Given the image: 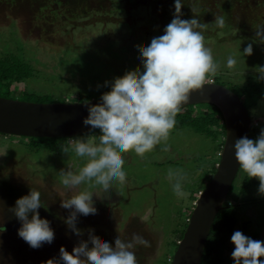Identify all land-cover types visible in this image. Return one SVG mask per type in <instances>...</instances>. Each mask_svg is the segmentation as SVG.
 Wrapping results in <instances>:
<instances>
[{"label": "rangeland", "instance_id": "374dc122", "mask_svg": "<svg viewBox=\"0 0 264 264\" xmlns=\"http://www.w3.org/2000/svg\"><path fill=\"white\" fill-rule=\"evenodd\" d=\"M41 1L0 0V56L16 54L34 68L33 76L13 85L14 95L25 89L50 92L72 101L88 94L94 95L90 99L108 95L97 89L114 85L141 69L136 49L147 46L154 36L162 35L173 18V15L159 17L158 8L168 10L174 0H140L134 4L130 0H110L103 7L91 3L85 9L76 7L77 14L72 13L67 3L56 5L46 0L47 3L42 4ZM211 1L206 0V8L199 18L201 23L209 24L203 34L219 64L210 80L242 92L245 83L255 80L256 66L264 65V43H253L250 56L240 54V49L255 37L256 30L246 31L248 26L252 28L255 21H259L258 27L264 26V0L241 3L235 0L233 5L228 0V3L219 0V6ZM240 6L243 9H239ZM215 16L224 17L223 29L213 27ZM240 16H247L242 23ZM192 17L183 14L184 19ZM240 24H246V29ZM229 55H234L238 61L232 69L226 67ZM262 90L264 92V84ZM250 112L258 121L260 131L264 126V94L251 106ZM77 136L93 138L97 146L101 138L95 131L74 137ZM66 138L61 140L62 147L68 142ZM164 143L167 151L158 145L143 158L134 152L123 154L130 183L114 188L103 199L93 193L99 215L87 220L78 217L84 243H88L93 234L101 241L112 243L119 235L127 240L133 233L140 234L150 241V246H138L134 250L137 264H164L162 260L171 254L172 241L179 239L178 229H182L191 216L192 205L196 203L192 196L197 189L201 192L197 188L201 176L210 174L220 156L217 141L186 126L171 130ZM84 162V158L72 152L37 149L27 136L0 133V226L8 225L10 229L9 233H0V264H44L50 258L59 257L61 245L70 255L79 247L80 241L64 223L73 209L60 206L75 190L61 184L60 173L75 172ZM169 169L186 174L187 201L174 195L167 177ZM236 186L237 183L233 184L228 197L236 193ZM258 186L259 180L243 193L237 192L239 221L234 231L240 230L250 237L260 232V240H264V195L258 193ZM31 188L40 191L39 213L47 217L55 229L53 242L39 248L30 247L19 237L17 230L21 222L11 210L16 199ZM80 189L86 190L84 185ZM233 248L230 239L222 264H232Z\"/></svg>", "mask_w": 264, "mask_h": 264}, {"label": "clouds", "instance_id": "9594fccd", "mask_svg": "<svg viewBox=\"0 0 264 264\" xmlns=\"http://www.w3.org/2000/svg\"><path fill=\"white\" fill-rule=\"evenodd\" d=\"M183 5V0H174L173 18L164 27L163 34L154 36L142 49H136L141 69L114 85H106L110 94H102L99 102H86L88 114L82 122L101 138L98 146L93 138L77 136L68 140L62 151L72 152L85 162L75 172L60 173L61 184L68 190H75L60 206L73 209L64 223L80 244L72 255L61 245L59 257L50 258L44 264H137L134 250L138 246H150V241L136 233L127 240L119 235L114 243L101 241L93 234L89 242L84 243L78 217L87 220L99 215L93 193L103 199L114 188L130 183L124 168V153L134 152L143 158L158 145L168 150L164 142L176 125L177 114L193 93H204L206 83L212 81L210 75L218 70L219 64L203 34L209 24L201 23L196 15L182 18ZM224 26V17L215 16L213 27L223 29ZM253 43H264V26L257 27L252 42L240 49V54L252 55ZM237 62L234 55H229L226 67L232 69ZM255 72L254 78L264 81V65H257ZM232 147L239 168L248 178L259 180L258 193L264 195V126L260 127L255 139L247 135L237 137ZM167 177L177 199L187 201L186 174L182 170L169 169ZM81 185L86 190H81ZM41 205L40 191L31 188L18 197L11 208L21 222L17 230L19 237L32 248L51 244L55 239L50 220L39 213ZM4 230V225L0 226V233ZM230 239L234 244L232 264H264V259H260L264 257V240L253 239L240 230L234 231Z\"/></svg>", "mask_w": 264, "mask_h": 264}, {"label": "water", "instance_id": "95a60500", "mask_svg": "<svg viewBox=\"0 0 264 264\" xmlns=\"http://www.w3.org/2000/svg\"><path fill=\"white\" fill-rule=\"evenodd\" d=\"M87 103L81 101H31L0 95V132L35 137H73L95 131L83 124ZM213 103L224 117L226 135L217 169L200 192L171 264H202L205 246L218 212L225 207L239 172L232 147L237 137L250 136L253 117L240 95L223 83H206L204 93L192 94L185 104ZM183 106V107H184Z\"/></svg>", "mask_w": 264, "mask_h": 264}, {"label": "trees", "instance_id": "16d2710c", "mask_svg": "<svg viewBox=\"0 0 264 264\" xmlns=\"http://www.w3.org/2000/svg\"><path fill=\"white\" fill-rule=\"evenodd\" d=\"M18 1L23 3L22 2L23 0H18ZM49 1L52 2V4L55 3L56 5L67 3L69 9L74 14H77V11H78V10H75L76 7H78L79 9H85L87 6L91 4H95L96 6L99 5L100 7H103V5L106 2L108 3L110 2V0H49ZM217 1L219 0H216L215 2L213 0L211 2L215 3L214 6L216 5V3L217 5L218 4L220 5L221 3H218ZM225 1L226 3H228L229 1L231 5H233L232 3H234L233 1L235 0H228V1L225 0ZM237 1L241 3L246 0H237ZM41 2L42 4H44V2L45 4L47 3L46 0H42ZM130 2L131 4H134L135 2L140 3V0H130ZM183 3L184 5L182 6V12L184 15L187 14L188 17L196 15L197 18L199 19L200 16H202V12H204L206 8V5H205L206 0H200L198 2L196 0L194 3H191L190 0H186V1H183ZM168 6H169L168 10H162L161 8H158L159 17L165 18L168 16L171 17L173 15L174 1L172 3L170 2ZM223 8L225 9V12L228 11L227 10L228 8L226 5H224ZM230 8L231 7H229V9ZM40 9H43V8L41 7ZM239 9H243V7L240 6ZM244 11H246V9L243 10V12ZM242 17L241 16L239 17L242 20L241 23L246 19L247 16H245L244 18ZM240 25L243 26L244 28L246 27V24L244 25L240 24ZM258 25H259V21H255L252 23V28L249 25L246 31L253 32V30L257 29ZM33 74H34L33 66H31L29 62H27L20 56L16 54L0 56V95L6 96V97H14V98H17L19 96L21 97V99H24V100L41 101V102L67 101L66 99H63L62 97L54 96V94L50 92L49 93H38L36 91H30L28 89L21 90L19 95H14V92L12 89L13 85L16 82H22V81L27 80L28 78L33 76ZM263 84H264V81L258 82L255 79V80L245 83L242 86V92H238L232 89L231 87L230 88L240 95L241 99L243 100V102L246 104V106L248 107L250 111L251 106L256 105V102L258 101V99L264 94L262 90ZM97 90L100 91L101 93H107L108 95L110 94V91L107 89L106 85ZM93 96L94 95L92 94H88L87 96L83 95L81 97H78L77 101L89 100ZM243 96L246 97V99H243ZM72 100L70 99L69 101H72ZM254 121H255V118L253 119V122ZM185 126L190 127L197 133H201L217 141L216 148L218 149L220 156H218L217 158L218 160L213 164L214 165L213 169L209 171L210 174L204 173L203 177L201 176L200 181H199L200 184H199V187L197 188H200V191H202V189L206 187V185L212 178L213 174L215 173L217 169V164L219 162V158L221 157V152L223 149V145L225 142V135H226V126L224 122V117H223V114L220 108L213 103L189 104L187 106H184L182 110L177 114L176 125L172 130L179 129ZM258 129H259L258 124L256 125L253 123L249 137L255 139V137L258 136L257 133H259ZM27 137L30 138L33 147H36L37 149L38 148H49L50 151L62 150L61 140L66 138V137H56L55 138V137H35V136H27ZM72 138H74V136L68 137V140ZM57 139H59V141H57ZM237 178L238 180H236ZM236 179L233 182L234 185L235 183H237V186L235 188L236 193H233L232 196L228 197L227 201L225 202V207L221 209L215 217V220L213 222V225H212V228H211V231H210V234H209L206 246H205V250H204V254L202 258V264H222L224 262L226 248L228 247L231 235L233 234V231L239 221V210L237 209L239 205L238 204L239 198L237 197V192L243 193L242 191L245 188L252 186L255 182L258 181V179L255 177L248 178L246 173L242 169H239ZM233 184H232L231 190L233 189ZM198 190L199 189L194 191L192 199L197 200L200 194ZM233 200H234V203L231 202ZM193 206H195V204H193L192 207ZM190 213H192V211ZM186 222L187 223L184 224V227L182 225V229H178L180 231L179 239H174L172 241L173 248L171 249V254L170 256L166 255L165 258L162 260L164 264H171V261L174 257V253L177 249V245L179 241L182 239L184 232L186 230L188 219ZM246 225H247V222L245 223V226ZM4 229L6 233H9L10 229H8V225H5ZM252 238L260 240V232H256L255 235L252 236ZM1 248L3 250L2 246Z\"/></svg>", "mask_w": 264, "mask_h": 264}, {"label": "built area", "instance_id": "2783aa9c", "mask_svg": "<svg viewBox=\"0 0 264 264\" xmlns=\"http://www.w3.org/2000/svg\"><path fill=\"white\" fill-rule=\"evenodd\" d=\"M211 80L213 81V79H211ZM254 124H256V125H257V124H258V121H256V120H255V121H254Z\"/></svg>", "mask_w": 264, "mask_h": 264}]
</instances>
